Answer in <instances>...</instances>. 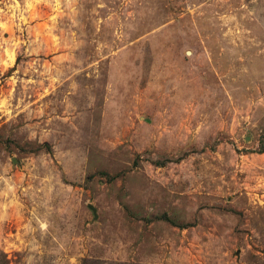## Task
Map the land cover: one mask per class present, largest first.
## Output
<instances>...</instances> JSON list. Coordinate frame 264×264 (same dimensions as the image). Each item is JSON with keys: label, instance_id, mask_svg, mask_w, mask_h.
I'll list each match as a JSON object with an SVG mask.
<instances>
[{"label": "rangeland", "instance_id": "rangeland-1", "mask_svg": "<svg viewBox=\"0 0 264 264\" xmlns=\"http://www.w3.org/2000/svg\"><path fill=\"white\" fill-rule=\"evenodd\" d=\"M0 264H264V0H0Z\"/></svg>", "mask_w": 264, "mask_h": 264}]
</instances>
